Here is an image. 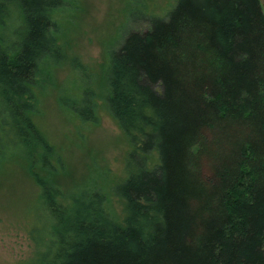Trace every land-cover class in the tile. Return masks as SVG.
Masks as SVG:
<instances>
[{
    "label": "trees",
    "instance_id": "trees-1",
    "mask_svg": "<svg viewBox=\"0 0 264 264\" xmlns=\"http://www.w3.org/2000/svg\"><path fill=\"white\" fill-rule=\"evenodd\" d=\"M67 3L0 0V166L17 159L46 216L33 222L34 251L19 264H264L260 0H177L165 17L146 15L147 31L126 32L111 51L99 97L132 146L128 178L114 188L123 226L102 192L65 194L56 177L65 160L35 119L42 66L66 57ZM8 5L21 25H8ZM71 105L82 122L97 121L90 86ZM211 144L222 155L210 152L213 176L205 178L201 160Z\"/></svg>",
    "mask_w": 264,
    "mask_h": 264
},
{
    "label": "rangeland",
    "instance_id": "rangeland-1",
    "mask_svg": "<svg viewBox=\"0 0 264 264\" xmlns=\"http://www.w3.org/2000/svg\"><path fill=\"white\" fill-rule=\"evenodd\" d=\"M176 1L68 0L61 22L66 57L58 64L44 63L35 89V119L65 160L66 172L56 176L65 194L77 188L102 192L110 215L120 226L126 216L125 205L115 196L114 188L128 178L127 159L132 146L110 115L105 100L99 97L101 84L110 53L120 48L126 32L147 31L146 15L165 17ZM260 2L264 12V0ZM8 10V25H21L18 9L8 5ZM74 59L88 72H77ZM85 85L96 95L95 123L82 122L70 110ZM211 151L222 155L216 145L208 146L201 160L205 178L213 176ZM152 163H157L156 154ZM0 169V264H19L30 259L34 251L30 238L33 222L43 221L46 216L40 189L17 159L6 160Z\"/></svg>",
    "mask_w": 264,
    "mask_h": 264
}]
</instances>
